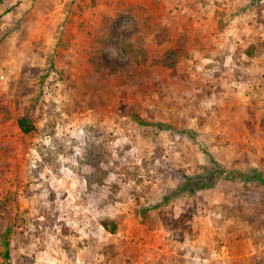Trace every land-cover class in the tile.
Instances as JSON below:
<instances>
[{
	"label": "rangeland",
	"instance_id": "1",
	"mask_svg": "<svg viewBox=\"0 0 264 264\" xmlns=\"http://www.w3.org/2000/svg\"><path fill=\"white\" fill-rule=\"evenodd\" d=\"M258 51L264 0H0V264H264Z\"/></svg>",
	"mask_w": 264,
	"mask_h": 264
},
{
	"label": "trees",
	"instance_id": "2",
	"mask_svg": "<svg viewBox=\"0 0 264 264\" xmlns=\"http://www.w3.org/2000/svg\"><path fill=\"white\" fill-rule=\"evenodd\" d=\"M121 42V41H120ZM176 53L175 52H168L163 58L164 63H166L168 66H174L176 62ZM17 124L19 128L25 133L29 134L35 130V124L31 117L29 115H25L22 117H19L17 119ZM147 125L156 126L155 123H146ZM216 164V169L220 174H223L224 169L217 164V162H214ZM186 183H183L179 185L178 191H187L188 193H193L195 189L191 188V185L196 178H191L188 176H185ZM257 179L261 182H264V173L258 172L254 170L251 175L247 176L246 180H252ZM170 198V197H169ZM168 196H165L164 201L169 200ZM102 225L105 227V229L111 233H115L117 231V225L115 222H110L109 220H105L102 222Z\"/></svg>",
	"mask_w": 264,
	"mask_h": 264
},
{
	"label": "crops",
	"instance_id": "3",
	"mask_svg": "<svg viewBox=\"0 0 264 264\" xmlns=\"http://www.w3.org/2000/svg\"><path fill=\"white\" fill-rule=\"evenodd\" d=\"M232 31H228V33L229 34H234V36L235 35H237L236 33L238 32V33H240V35H241V30H240V28H237V29H234V28H232L231 29ZM227 31H226V34H227ZM238 39H240V38H238ZM253 42H249L248 43V45H250V44H252ZM234 44H235V46H236V49H238V52H237V50H236V53H235V58H237L238 59V57L240 56V54H241V52H242V46H240L241 44L240 43H237V42H234ZM233 46V45H232ZM244 47H246V46H244ZM231 53V52H230ZM229 53V54H230ZM261 52L260 51H258V52H256V54L254 55V56H248L247 55V58L249 59V60H252V61H254V64H251V65H246V66H241V64L239 65H235V67H241L244 71H246V72H249V71H252V72H255V73H264V57H261L260 59L257 57V56H259V54H260ZM243 55H242V59L243 58H245L244 56V53H242ZM228 57V56H227ZM254 57V58H253ZM233 59V54H232V56H230L229 57V59ZM246 59V58H245ZM239 61V60H238ZM248 63V60H247V62H246V64Z\"/></svg>",
	"mask_w": 264,
	"mask_h": 264
}]
</instances>
